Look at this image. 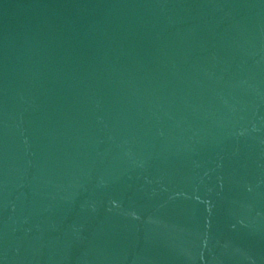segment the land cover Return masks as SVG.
<instances>
[{"label": "water", "instance_id": "1", "mask_svg": "<svg viewBox=\"0 0 264 264\" xmlns=\"http://www.w3.org/2000/svg\"><path fill=\"white\" fill-rule=\"evenodd\" d=\"M0 264H264V0H0Z\"/></svg>", "mask_w": 264, "mask_h": 264}]
</instances>
